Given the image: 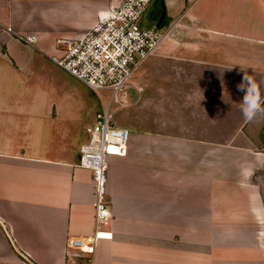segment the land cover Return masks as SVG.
Masks as SVG:
<instances>
[{
	"label": "crops",
	"instance_id": "crops-1",
	"mask_svg": "<svg viewBox=\"0 0 264 264\" xmlns=\"http://www.w3.org/2000/svg\"><path fill=\"white\" fill-rule=\"evenodd\" d=\"M115 3L0 0V264H88L66 243L94 231L78 150L98 111L48 56ZM164 3L137 98L113 111L125 109L124 124L112 119L130 136L125 156L108 157L111 238L94 264H264V107L248 122L242 98L264 106V0ZM154 102L177 107L149 122L136 105Z\"/></svg>",
	"mask_w": 264,
	"mask_h": 264
},
{
	"label": "built area",
	"instance_id": "built-area-1",
	"mask_svg": "<svg viewBox=\"0 0 264 264\" xmlns=\"http://www.w3.org/2000/svg\"><path fill=\"white\" fill-rule=\"evenodd\" d=\"M81 37L58 45L59 55L49 61L84 85L93 94L110 92L94 122L85 129L87 140L79 147L78 166L92 173L94 184V231L85 238L70 239L66 247L88 256L94 264L99 241L111 238L106 231L111 213L106 202V171L109 156L123 157L130 132L114 124L112 104L128 106L126 89H136L131 80L138 67L149 58L163 39L161 28L144 27L141 20L152 0H114ZM31 43V38H28Z\"/></svg>",
	"mask_w": 264,
	"mask_h": 264
},
{
	"label": "rangeland",
	"instance_id": "rangeland-1",
	"mask_svg": "<svg viewBox=\"0 0 264 264\" xmlns=\"http://www.w3.org/2000/svg\"><path fill=\"white\" fill-rule=\"evenodd\" d=\"M153 8V5H150L145 13V18L141 20V25L142 26H147V27H152V24H148L147 22V16H149V14L152 12L151 9ZM151 11V12H150ZM163 32V30H161ZM163 70H169V71H177L178 69H181L179 72L181 71H186L187 69H191V67H189L187 64H180V63H165V65L161 66ZM140 70V69H139ZM134 81V76L131 80V83ZM71 85L73 87H75L74 85H79V83H77L76 81H74L73 79H71ZM79 89L81 91V94L84 96V99L87 101V104H95L96 106V110L98 112L101 111L102 108V104H107V102L109 101V96H110V92H100L99 96L93 94L91 91H89L87 88L82 87L81 85H79ZM136 91H134V89H126L123 90L120 94H126V101L127 104L128 103H133L135 102L137 95H136ZM242 98H244V96H242ZM128 106H130L128 104ZM136 106L141 107V109L139 110L140 113H142L145 117L148 118L149 122H151V120H159V121H164L166 120L165 117V110L166 109H171L173 107V113L175 112V108L177 107L174 104H137ZM127 107V106H126ZM124 107V108H126ZM117 108H120V106L116 103L112 104V110H116ZM123 109V108H121ZM180 109V108H179ZM125 110V109H124ZM124 110H119L116 113H113V118L120 124H124L126 122V116L125 111ZM165 117V118H164ZM150 118V119H149Z\"/></svg>",
	"mask_w": 264,
	"mask_h": 264
},
{
	"label": "clouds",
	"instance_id": "clouds-1",
	"mask_svg": "<svg viewBox=\"0 0 264 264\" xmlns=\"http://www.w3.org/2000/svg\"><path fill=\"white\" fill-rule=\"evenodd\" d=\"M244 78L242 79L243 82ZM237 88L240 89V85H237ZM244 100L246 101L247 107L244 110V116L245 119L248 122H252V120L254 119L257 109L258 107H264L258 104L257 98L255 97H249L247 94L244 96Z\"/></svg>",
	"mask_w": 264,
	"mask_h": 264
},
{
	"label": "water",
	"instance_id": "water-1",
	"mask_svg": "<svg viewBox=\"0 0 264 264\" xmlns=\"http://www.w3.org/2000/svg\"><path fill=\"white\" fill-rule=\"evenodd\" d=\"M150 5H153V8L151 9V11L153 12L155 16V21H156V24L154 27L156 29H159L164 21L165 14H166L164 0H152Z\"/></svg>",
	"mask_w": 264,
	"mask_h": 264
},
{
	"label": "flooded vegetation",
	"instance_id": "flooded-vegetation-1",
	"mask_svg": "<svg viewBox=\"0 0 264 264\" xmlns=\"http://www.w3.org/2000/svg\"><path fill=\"white\" fill-rule=\"evenodd\" d=\"M151 13H153V12H151ZM150 16V15H149ZM152 17V16H151ZM153 17H154V14H153ZM155 24H156V21L154 22V26H155Z\"/></svg>",
	"mask_w": 264,
	"mask_h": 264
},
{
	"label": "trees",
	"instance_id": "trees-1",
	"mask_svg": "<svg viewBox=\"0 0 264 264\" xmlns=\"http://www.w3.org/2000/svg\"><path fill=\"white\" fill-rule=\"evenodd\" d=\"M162 26H163V24L161 25V27H160V28H162Z\"/></svg>",
	"mask_w": 264,
	"mask_h": 264
}]
</instances>
